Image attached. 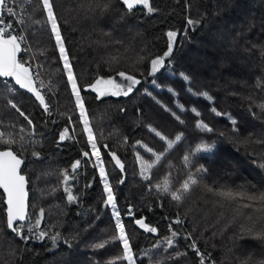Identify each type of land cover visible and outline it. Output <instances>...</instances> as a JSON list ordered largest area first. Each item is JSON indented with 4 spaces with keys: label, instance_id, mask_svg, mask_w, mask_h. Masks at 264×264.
Listing matches in <instances>:
<instances>
[{
    "label": "trees",
    "instance_id": "trees-1",
    "mask_svg": "<svg viewBox=\"0 0 264 264\" xmlns=\"http://www.w3.org/2000/svg\"><path fill=\"white\" fill-rule=\"evenodd\" d=\"M49 2L115 208L105 204V179L43 0H21L30 47L21 60L44 72L48 107L0 80V133L15 141L0 150L10 147L24 160L31 194L28 224L16 227L25 240L8 229L0 189V264H201L202 257L203 264H264V0H149L152 12L143 4L128 10L120 0ZM169 32L177 34L172 53L153 72ZM129 76L139 83L127 95L89 89ZM200 145L212 148L204 153ZM142 160L154 166L148 179ZM190 175L197 183L185 192ZM165 179L167 192L157 187ZM208 188L244 198L227 201ZM117 211L132 262L117 239Z\"/></svg>",
    "mask_w": 264,
    "mask_h": 264
},
{
    "label": "snow or ice",
    "instance_id": "snow-or-ice-1",
    "mask_svg": "<svg viewBox=\"0 0 264 264\" xmlns=\"http://www.w3.org/2000/svg\"><path fill=\"white\" fill-rule=\"evenodd\" d=\"M44 7L48 11V18L51 21L52 25V31L55 33V38L56 42L59 46V50L61 53L62 58L64 59L65 63V68L68 71V79L72 84V89L73 92L76 95L77 98V103L78 106L81 110V116L84 119V125H85V131H87L88 136H89V142L91 143V146L94 150L93 154L96 156L97 160L100 159V152L97 150V146L95 143V139L92 134L91 128L88 126L89 122L86 118V113L84 110V105L83 102L80 98V92L79 89L77 88L76 80L75 77L72 73L71 65L68 62V57L65 52L64 48V42L61 38L60 30L57 25L56 18L53 14L52 11V5L49 3V0H43ZM123 3L127 6L129 10H132L136 5L138 4H143L148 8L149 12H152L153 9L149 5V0H123ZM6 6V0H0V9H3ZM7 12L11 15H15L14 11L12 8H7ZM20 23H23V20L19 21ZM194 23L193 21L189 20V24ZM12 28L11 24L4 25V22L2 19H0V76L4 77H14L16 80V83L19 84L21 87L28 89L29 91H32L36 94L37 99H39L40 103L44 105L45 109H47L48 105L45 104L44 102V97L41 95L40 91L34 86V80L32 77V73L30 71L29 67H25L24 63H21L17 59V54L21 52L20 48V41L24 39L23 36H19L17 34H11L10 29ZM176 33L175 32H169L168 37H169V46H168V51L164 53L163 57H159L155 60L152 61V66H153V72H155L160 66L164 64V57H168L172 53V44L175 41L176 38ZM121 76H124V73H120ZM128 80L132 82V85H135L139 83V81L135 80L133 77H127ZM185 80H188L189 77L185 76ZM114 81L108 80V81H103V80H97L92 87L101 95H105V90L104 88L101 87V85H113ZM41 87H43V83L41 82ZM118 87V86H117ZM132 91V86L130 85L128 88V92ZM128 92H124V95H127ZM114 94L119 95L120 92L117 91ZM201 95L208 97V99H212L210 96H208L207 93H201ZM15 107V105H14ZM262 110H264V105L260 106ZM195 111V109H193ZM215 112L216 110L213 109ZM23 115V113H21ZM199 115V113H197ZM217 115H220V113H217ZM179 120V117H176ZM31 123V121H29ZM235 123V121H233ZM198 128H203L208 131H211V129L208 128L206 124L203 122H198L197 123ZM155 131V129H153ZM156 135L161 136L159 132L156 133ZM67 136V129H65V132L61 134L60 139L64 140ZM162 139H165L163 136H161ZM181 139V136H177L176 140L179 141ZM15 141L11 139H4V134L0 133V144H8L11 145ZM174 144V141H169L168 142V148L170 149ZM212 148L211 145H200L198 147L199 150L203 151H210ZM149 152H151V149H148ZM89 153L85 152L84 156H88ZM113 157L116 158L115 153H112ZM164 153H160L159 155L156 156V161L158 162L163 156ZM186 161L188 160V157L185 156L184 158ZM23 163L21 159L18 158V156L11 150V148H7L6 150L0 151V188L4 190V192L7 194V223L8 227L13 229V231H17L18 234L21 235L22 239L27 240L28 237L23 236L22 232H20L18 229L14 228V222L17 221H23L26 219V198H27V192L25 190V185L27 184V180L23 175L20 174V166ZM116 163L120 165L121 168H123V165L120 163L119 158H116ZM80 165V161H76L72 165V169L75 170L78 166ZM153 165L148 164L147 168H151ZM261 167H264V165H261ZM147 168L145 170H147ZM203 169H200L198 171H202ZM100 174L102 177L105 179V191L107 192V199L105 201V204L107 205H112L113 208H115V203H114V196L112 193L111 186L108 184L106 174L104 172L103 166L101 165L100 168ZM143 174V173H142ZM147 179V177H145ZM67 174H65V180H67ZM197 181L194 179L191 175L188 177L187 180L184 181V183L181 185V189L185 192H187L190 188V185L196 184ZM158 188H161L163 191L167 192L168 191V181L165 179L163 185H157ZM208 191L213 192L215 195H218L222 197L224 200L227 201H233L236 200L237 198H244V194L241 192H234L231 189H213V188H208ZM172 198L174 200H179L181 197L178 195L176 192L172 193ZM249 199H252L253 197H248ZM76 198L69 194V200H75ZM260 199H264V196L260 197ZM248 205H245L247 207ZM131 215V213H129ZM116 215V221H117V228L119 229V237L117 239L123 241V246H124V259L128 261L133 260L132 256V250L129 245V241L127 236L125 235V228L122 223H120V214L117 211L115 213ZM137 224H139L142 228H145L148 231L155 232V228H149L148 225H146L143 220H137ZM177 223H180V221H177ZM22 227V226H21ZM173 237H175L177 234L173 233ZM46 236V233L41 232L39 234V238L42 239ZM57 236L51 237L53 244L58 239ZM168 244L169 246L173 245V239H168ZM104 245H96V247H103ZM194 247V245H193ZM199 250L197 249V252ZM114 264V262H113ZM201 264H203V257L201 258Z\"/></svg>",
    "mask_w": 264,
    "mask_h": 264
},
{
    "label": "built area",
    "instance_id": "built-area-1",
    "mask_svg": "<svg viewBox=\"0 0 264 264\" xmlns=\"http://www.w3.org/2000/svg\"><path fill=\"white\" fill-rule=\"evenodd\" d=\"M20 1L21 0H6V6L3 8L1 19L3 20L4 25H7V24L12 25V28L10 29L11 34H17L19 36L24 37V39L20 41V46L23 48V51L21 52V56H22L23 54L26 55V51H29L30 47H29L28 42L26 41V36L22 34V31H21L22 25H24V21L23 23L19 22L21 21V19L23 20V15L25 12V8L20 5ZM9 7L13 9L15 15H11L7 12V8ZM20 60H21V57H20ZM25 67L30 68L31 73H33L34 81L36 83V86L38 87V90L40 91L41 95L45 97L48 92L47 91L48 86L45 85L42 79L44 72L39 66H37L35 62L33 63L31 60H28L25 62ZM41 82L43 83V87H41Z\"/></svg>",
    "mask_w": 264,
    "mask_h": 264
},
{
    "label": "water",
    "instance_id": "water-1",
    "mask_svg": "<svg viewBox=\"0 0 264 264\" xmlns=\"http://www.w3.org/2000/svg\"><path fill=\"white\" fill-rule=\"evenodd\" d=\"M121 1V3L122 4H124L123 3V0H120ZM142 4H138V5H136L132 10H134V9H137V7H139V6H141ZM128 9V8H127ZM129 10V9H128ZM2 13H3V9H0V19H1V17H2ZM20 48H21V52L23 51V48L20 46ZM21 52H19L18 54H17V59L22 63V61L20 60V57H21ZM32 77H33V80H34V76H33V73H32ZM0 79L1 80H3V81H11L12 83H14V85L16 86V87H18L20 90H21V92H25V94H27V95H29V96H31V97H33L34 99H37V97H36V94L34 93V92H32V91H29L28 89H26V88H23V87H21L19 84H17L16 83V80H15V78L14 77H4V76H0ZM34 86L38 89V87L36 86V83H35V81H34ZM44 102L45 103H47L46 102V100H45V98H44ZM41 104V103H40ZM43 107H44V105L43 104H41ZM1 151V150H0ZM13 151V150H12ZM14 152V151H13ZM16 154V153H15ZM17 155V154H16ZM18 156V155H17ZM116 156V158H119L117 155H115ZM110 157L112 158V160L115 162V164H116V167H118L119 168V170L123 173V168H121L120 167V165H118L117 163H116V158H114L113 157V155L112 154H110ZM19 159H21L20 157H18ZM22 160V159H21ZM23 161V163L21 164V166H20V174L21 175H23V170L25 169V163H24V160H22ZM120 163L124 166V164L122 163V161H120ZM24 177H25V179L27 180V184L25 185V190H26V192H27V198H26V205H27V207H26V210H25V212H26V219L25 220H23V221H17V222H14V228H16L19 224H21V225H26V224H28V221H29V208H30V204H29V202H30V191H29V179L27 178V176H25V175H23ZM1 190H2V192H4V190L2 189V188H0ZM4 194H5V205L7 206V194L4 192ZM6 215H7V209H6ZM7 225H8V223H7ZM8 229H9V231H11L13 234H15V233H17V231H13V229H11V228H9L8 227Z\"/></svg>",
    "mask_w": 264,
    "mask_h": 264
},
{
    "label": "rangeland",
    "instance_id": "rangeland-1",
    "mask_svg": "<svg viewBox=\"0 0 264 264\" xmlns=\"http://www.w3.org/2000/svg\"><path fill=\"white\" fill-rule=\"evenodd\" d=\"M50 3V2H49ZM52 11H53V9H52ZM48 12V11H47ZM61 34V33H60ZM175 42V41H174ZM64 48H65V45H64ZM65 50H66V48H65ZM68 62H69V58H68ZM70 63V62H69ZM64 65H65V63H64ZM162 68V66H160L157 70H156V72H158L160 69ZM67 70V69H66ZM73 73V72H72ZM74 75V74H73ZM101 80H103V79H101ZM103 81H108V80H103ZM112 81H114V84L113 85H101V87L102 88H104V90H105V95H103L104 97H106V96H114V95H116V94H114L115 92H117V91H119L120 92V94L119 95H117V96H122V95H124L123 93L124 92H128V88H129V86L131 85L132 86V88L133 87H136V85L137 84H135V85H132V82L130 81V80H128L127 79V77L126 78H122V79H120V81H117L116 82V79H113ZM118 86V87H117ZM77 88H78V86H77ZM79 89V88H78ZM91 91H93V92H95L98 96H100L101 97V95L94 89V88H89ZM128 93H130V92H128ZM75 94V93H74ZM76 96V95H75ZM81 98V97H80ZM81 100H82V98H81ZM93 149V148H92ZM99 152H100V150L99 149H97ZM93 152H94V150H93ZM202 152H204V153H208V151H202ZM93 154V153H92ZM100 154H101V152H100ZM93 158L100 164V166L103 164V161L101 160V156H100V159L99 160H97V158H96V156L93 154ZM142 162V165H141V173H143V176L144 177H147V179L148 178H150V175H151V170H152V168L154 167H151V168H147V163H145V161H141ZM147 168V170H145ZM107 177V176H106ZM132 262V261H131Z\"/></svg>",
    "mask_w": 264,
    "mask_h": 264
}]
</instances>
